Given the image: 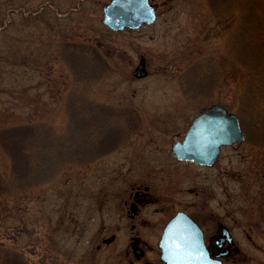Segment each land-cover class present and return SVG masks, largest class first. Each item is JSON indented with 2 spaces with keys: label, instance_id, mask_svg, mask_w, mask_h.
<instances>
[{
  "label": "rangeland",
  "instance_id": "1",
  "mask_svg": "<svg viewBox=\"0 0 264 264\" xmlns=\"http://www.w3.org/2000/svg\"><path fill=\"white\" fill-rule=\"evenodd\" d=\"M45 1L56 13L43 7L41 15L24 16ZM107 1L0 0V128L45 125L67 142L64 151L80 149L79 164L68 162L46 183L3 198L0 246L30 264H162L155 222L185 208L229 228L241 252L224 264H264V25L256 47L253 30L243 26L246 15L261 22L264 0L221 7L150 0L156 20L118 32L101 22ZM66 42L91 46L104 59L94 80L79 79L56 51ZM247 57L259 65L255 71ZM140 62L146 75L137 78ZM212 104L238 117L245 139L223 147L210 167L179 162L171 145ZM83 129L82 142H69ZM99 137L107 139L106 152L93 157L100 150L91 140ZM8 167L0 153V170ZM131 186L152 194L137 214L147 209V226L128 215ZM136 236L141 249L149 246L143 259L130 248Z\"/></svg>",
  "mask_w": 264,
  "mask_h": 264
},
{
  "label": "water",
  "instance_id": "2",
  "mask_svg": "<svg viewBox=\"0 0 264 264\" xmlns=\"http://www.w3.org/2000/svg\"><path fill=\"white\" fill-rule=\"evenodd\" d=\"M155 19V7L149 0H110L102 8L101 22L112 31L137 29ZM134 75L137 78L146 75L143 62L137 64ZM244 139L238 117L212 104L202 107L191 119L182 139L172 144L171 152L180 161L210 166L221 147ZM222 232L227 234L225 228ZM158 246L164 264H221L208 257L198 225L182 211L176 212L165 224ZM132 248L137 256L139 251L134 245Z\"/></svg>",
  "mask_w": 264,
  "mask_h": 264
},
{
  "label": "trees",
  "instance_id": "3",
  "mask_svg": "<svg viewBox=\"0 0 264 264\" xmlns=\"http://www.w3.org/2000/svg\"><path fill=\"white\" fill-rule=\"evenodd\" d=\"M224 1L226 0H206L210 7H221L216 4H220ZM233 1L235 0H227L226 4L230 5ZM53 9L56 13V8L53 7ZM261 23L264 25V16H262L261 22L259 17L254 18L253 16H244L243 26L253 30V43L251 45L255 47L259 45L257 31L258 29H261ZM58 47L59 49H56V51L63 53L64 60L70 65V68L79 70L76 76H78L81 80H94L96 71L106 67L104 59L101 58L97 50L91 46L83 43L66 42L59 44ZM245 61L252 63V66L250 67L252 71H255L256 68L259 67V65H257L254 60H251L250 57H247ZM245 67L246 70L244 74L246 75V71L248 69L247 64H245ZM92 71L95 73L93 74ZM247 75L249 76L248 72ZM247 82L248 81H246V83ZM263 89L264 84L258 87V91H263ZM72 105H74V103H72ZM83 133L85 135L84 129L81 131L80 135H72L69 142L72 141L74 145H76L78 141L82 142L84 138L82 135ZM93 134L97 135L94 131ZM101 140L100 137L99 140H91L93 143H96L98 146L96 148H99L100 150L98 153L93 152V157L101 156L106 152L102 151L101 147L107 139ZM94 144H92V148ZM66 145V141L62 142L58 139H53L45 125L27 122L15 126L0 128V153L4 154L9 162L7 173H3L2 170H0L1 208L3 210L8 209V206L2 205L4 197H14L30 187L46 183L47 180L53 176L52 174L61 170L63 166L65 167L66 164H68V162L75 165L79 164L80 160L78 156L74 154L80 149L72 150L67 146L68 149L64 151L63 149ZM92 148H90V151L94 150ZM104 150H106V147ZM93 157L90 160L94 159ZM85 160H89V158ZM0 264L30 263L20 252L9 250L0 246Z\"/></svg>",
  "mask_w": 264,
  "mask_h": 264
},
{
  "label": "flooded vegetation",
  "instance_id": "4",
  "mask_svg": "<svg viewBox=\"0 0 264 264\" xmlns=\"http://www.w3.org/2000/svg\"><path fill=\"white\" fill-rule=\"evenodd\" d=\"M110 0H108L107 2L102 4V7L107 4ZM46 10V8H48V12L50 16L51 14L54 12L53 10V6L51 4H49L47 1H45L44 3H42L39 8L33 12H28L27 14H25L24 16H37V15H41L42 12L44 11V8ZM20 10H23L24 8H22L21 6L18 8ZM102 10V9H101ZM23 16V17H24ZM28 16V17H29ZM25 18V17H24ZM184 163V162H183ZM189 163V162H187ZM190 164V163H189ZM193 164V163H191ZM130 193H129V198L131 199V201L129 202L128 205V215L129 217L133 220L137 217H139V215H137L139 213L140 207L141 208H146L147 206H150L154 199L152 198V194H149L148 188L146 186H142L140 187H133L131 186L130 188ZM156 196V195H155ZM163 209L160 208L159 209H155L152 208V211L154 212H160ZM182 211L184 213H186V215H188L199 227L200 231H201V235H202V243L204 245V248L207 252V255L210 259H216L218 261H220L221 264H224L223 262L226 260H229V258L234 257L235 255L239 254L241 252L240 248L236 245V242L234 240V237L232 236V234L230 233L229 228L224 225V221L223 220H219L217 218H215V220H212L211 216H206L205 219H201L199 217H194L192 216L189 211H187L185 208L183 209H177L175 210L173 213H171L169 216L164 217L165 219H162L160 222H155V225H158L159 227L156 228L159 230V234H157V243H156V247L159 251V260L161 261L162 264H164V262L160 259V249L158 246V241L161 235V232L165 226V224L168 222V220L176 213ZM147 209L144 211V215L139 217V223H144L146 226L149 225L151 223V221H149L147 219ZM135 225L131 224L130 228L134 229ZM225 228L227 230V234H224L222 232V229ZM155 236V238H156ZM139 237L136 236L134 238H132V242L130 243V248L133 252V255L136 259H143V256L145 255V249L148 248L149 246H146L147 244L145 243V245L143 246V248L141 249L138 245L141 244L139 243L140 241L138 240ZM132 245L135 246V248L139 251V254L136 256V254L134 253V250L132 248ZM142 245V244H141ZM143 264H151L149 260H144Z\"/></svg>",
  "mask_w": 264,
  "mask_h": 264
}]
</instances>
